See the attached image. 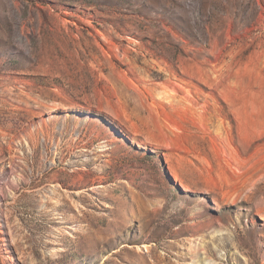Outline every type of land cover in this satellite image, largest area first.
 <instances>
[{
    "label": "rangeland",
    "instance_id": "1",
    "mask_svg": "<svg viewBox=\"0 0 264 264\" xmlns=\"http://www.w3.org/2000/svg\"><path fill=\"white\" fill-rule=\"evenodd\" d=\"M0 264H264V0H0Z\"/></svg>",
    "mask_w": 264,
    "mask_h": 264
},
{
    "label": "bare ground",
    "instance_id": "2",
    "mask_svg": "<svg viewBox=\"0 0 264 264\" xmlns=\"http://www.w3.org/2000/svg\"><path fill=\"white\" fill-rule=\"evenodd\" d=\"M176 180V178H174ZM177 181V180H176ZM184 188V190H187L184 186H182ZM261 219V218H260ZM263 219V218H262Z\"/></svg>",
    "mask_w": 264,
    "mask_h": 264
}]
</instances>
